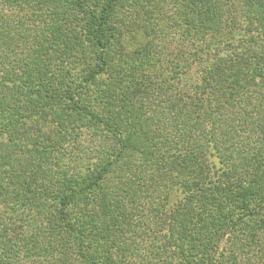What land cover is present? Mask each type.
<instances>
[{
  "label": "trees",
  "instance_id": "obj_1",
  "mask_svg": "<svg viewBox=\"0 0 264 264\" xmlns=\"http://www.w3.org/2000/svg\"><path fill=\"white\" fill-rule=\"evenodd\" d=\"M31 255L264 264V0H0V264Z\"/></svg>",
  "mask_w": 264,
  "mask_h": 264
},
{
  "label": "rangeland",
  "instance_id": "obj_2",
  "mask_svg": "<svg viewBox=\"0 0 264 264\" xmlns=\"http://www.w3.org/2000/svg\"><path fill=\"white\" fill-rule=\"evenodd\" d=\"M225 244V242L223 241V243H221V247H222V245H224ZM29 259H32L33 260V256L31 255V256H29V258L28 259H23L22 261H21V264H27V263H29L30 261H28ZM31 260V261H32ZM37 262H35V264H36Z\"/></svg>",
  "mask_w": 264,
  "mask_h": 264
}]
</instances>
